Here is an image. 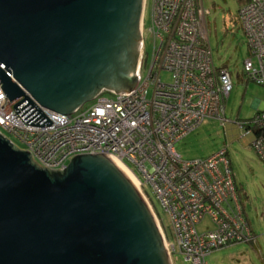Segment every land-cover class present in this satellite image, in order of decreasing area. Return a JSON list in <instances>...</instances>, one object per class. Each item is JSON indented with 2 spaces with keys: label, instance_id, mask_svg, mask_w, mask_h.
<instances>
[{
  "label": "water",
  "instance_id": "95a60500",
  "mask_svg": "<svg viewBox=\"0 0 264 264\" xmlns=\"http://www.w3.org/2000/svg\"><path fill=\"white\" fill-rule=\"evenodd\" d=\"M143 3L0 0L6 97L27 92L67 114L102 89L131 92ZM169 255L145 200L102 153L50 173L0 135V264H171Z\"/></svg>",
  "mask_w": 264,
  "mask_h": 264
},
{
  "label": "built area",
  "instance_id": "2783aa9c",
  "mask_svg": "<svg viewBox=\"0 0 264 264\" xmlns=\"http://www.w3.org/2000/svg\"><path fill=\"white\" fill-rule=\"evenodd\" d=\"M208 13L202 0H152L153 47L146 74L140 64L131 92L102 89L91 105L71 113L43 107L29 93L10 101L0 81V135L17 148L1 130L13 135L30 162L50 173H62L80 154L117 158L135 178L168 253L178 251L192 264H205L214 249L256 241L237 197L226 147L206 158L184 160L174 146L207 118L227 122L224 101L233 84L227 67L213 64ZM236 26L248 47L242 78L264 87V0H240L236 15L225 19V30ZM163 72L169 82L161 78ZM235 123L264 162V108ZM147 186L168 217L172 242L143 192ZM205 218L210 226L199 231Z\"/></svg>",
  "mask_w": 264,
  "mask_h": 264
},
{
  "label": "rangeland",
  "instance_id": "374dc122",
  "mask_svg": "<svg viewBox=\"0 0 264 264\" xmlns=\"http://www.w3.org/2000/svg\"><path fill=\"white\" fill-rule=\"evenodd\" d=\"M202 6L209 11L206 22L208 48L213 64L216 67H227L231 74L233 87L224 101L227 122L221 125L219 120L207 118L197 128L178 140L174 146L184 160L206 158L226 147L239 203L256 235V241L252 243L241 242L214 249L205 257V264H264V162L248 146L250 136L242 138L239 136V129L235 123L251 116L253 112L251 103L254 97L264 100V87L246 79L241 82L237 78L242 62L248 56L246 37L237 26L233 31L230 30L231 28L225 30V19L226 16L236 15L240 0H202ZM151 23L152 0H145L140 19V34L142 32L143 38L142 76L147 72L153 47V37L149 33ZM161 78L167 82L171 80L166 72L161 74ZM104 94L108 97L113 96L108 91ZM93 101V99L87 100L83 106L87 107ZM1 131L13 141L17 148H22L21 143L13 135L5 130ZM111 160L114 164L120 162L117 158ZM143 192L155 215L160 219L165 238L168 241H174L168 217L158 199L148 186L143 188ZM206 226H210L207 218L199 223L197 228L202 231ZM169 257L171 264H192L184 260L183 255L178 251L172 252Z\"/></svg>",
  "mask_w": 264,
  "mask_h": 264
},
{
  "label": "crops",
  "instance_id": "0c3cea01",
  "mask_svg": "<svg viewBox=\"0 0 264 264\" xmlns=\"http://www.w3.org/2000/svg\"><path fill=\"white\" fill-rule=\"evenodd\" d=\"M237 78L241 81V82H244L245 81V79L244 78H242V75H241V73L240 74H238L237 75ZM250 82H252V81H250ZM254 83V82H253ZM256 84V83H255ZM256 85H258V84H256ZM259 86H261V85H259ZM233 87V86H232ZM263 87V86H262ZM229 96V95H228ZM228 98V97H227ZM226 98V99H227ZM251 107L253 108V112H252V114H251V116L252 115H254L256 112H258L259 110H261V109H263L264 108V100H262V99H260V98H257V97H254V99H253V101H252V103H251ZM250 116V117H251ZM249 118V117H248ZM240 135V134H239ZM250 141V140H249ZM248 146H249V143H248Z\"/></svg>",
  "mask_w": 264,
  "mask_h": 264
},
{
  "label": "bare ground",
  "instance_id": "6f19581e",
  "mask_svg": "<svg viewBox=\"0 0 264 264\" xmlns=\"http://www.w3.org/2000/svg\"><path fill=\"white\" fill-rule=\"evenodd\" d=\"M111 159H113V158H111ZM115 164L114 165L119 169V171L136 187V181H135V178L133 177V175L131 174V172L122 163L116 162Z\"/></svg>",
  "mask_w": 264,
  "mask_h": 264
},
{
  "label": "flooded vegetation",
  "instance_id": "af4514ba",
  "mask_svg": "<svg viewBox=\"0 0 264 264\" xmlns=\"http://www.w3.org/2000/svg\"><path fill=\"white\" fill-rule=\"evenodd\" d=\"M142 27V26H141Z\"/></svg>",
  "mask_w": 264,
  "mask_h": 264
}]
</instances>
